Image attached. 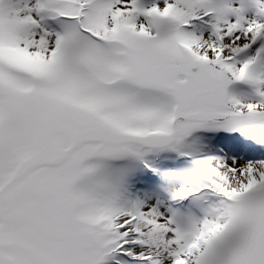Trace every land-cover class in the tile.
Wrapping results in <instances>:
<instances>
[{"label": "snow or ice", "instance_id": "obj_1", "mask_svg": "<svg viewBox=\"0 0 264 264\" xmlns=\"http://www.w3.org/2000/svg\"><path fill=\"white\" fill-rule=\"evenodd\" d=\"M0 264H264V0H0Z\"/></svg>", "mask_w": 264, "mask_h": 264}]
</instances>
